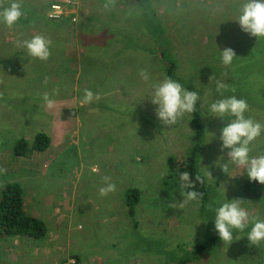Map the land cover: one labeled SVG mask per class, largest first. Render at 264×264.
<instances>
[{
    "label": "rangeland",
    "instance_id": "374dc122",
    "mask_svg": "<svg viewBox=\"0 0 264 264\" xmlns=\"http://www.w3.org/2000/svg\"><path fill=\"white\" fill-rule=\"evenodd\" d=\"M71 1L62 16L52 17L49 0H23L25 16L12 27L0 22V168L6 169L0 187L17 181L24 197L37 193L39 214L51 220L41 238L25 242L22 236L31 237L3 236L1 254L23 247L36 251L35 239H42L46 243L39 250H52L53 243L63 249L61 262L74 257L76 264H176L182 259L184 264H264V242L249 246L251 225L234 230L229 245L214 228V209L225 196L243 199L250 215L264 219V192L247 195L246 171L228 162L225 173L216 164L228 160L219 137L231 117H213L209 111L221 98L216 82L222 81L229 86L225 96L245 99V115L264 124V38L240 29L242 0H117L112 11L102 9L104 0ZM36 34L52 40L47 61L17 45ZM226 47L236 53L230 66L221 60ZM168 67L174 80L198 92L204 128L196 168L205 179L207 201H191L182 209L169 207L183 197L177 174L166 175L169 156L188 160L192 115L164 126L149 97L151 85L169 77ZM141 68L150 73L148 82L140 78ZM84 89L100 99L81 105ZM45 92L55 101L52 108L42 98ZM37 132L50 137L46 150L12 155L18 139L31 143ZM250 147V156L264 154V134ZM104 176L111 177L116 191L101 197ZM165 179L179 188L167 189ZM130 187L140 190L134 217L124 200ZM210 237L211 249L193 257L194 247ZM1 264H9L4 255Z\"/></svg>",
    "mask_w": 264,
    "mask_h": 264
},
{
    "label": "clouds",
    "instance_id": "9594fccd",
    "mask_svg": "<svg viewBox=\"0 0 264 264\" xmlns=\"http://www.w3.org/2000/svg\"><path fill=\"white\" fill-rule=\"evenodd\" d=\"M116 7L117 0H104L102 4V9L106 11H112ZM220 7V4L216 5L217 10ZM128 14H132L130 9ZM23 16H25L23 0H0V22L12 27ZM236 21H238L240 29L250 37L264 38V0H242ZM17 45L25 48L28 56L40 61H47L51 56L52 40L41 34H36L30 39L19 40ZM235 57L236 53L231 47H226L221 51V60L225 66H230ZM139 76L145 82L150 80V73L147 69L141 68ZM44 83L47 84V78H45ZM151 88L152 92L149 97L151 103L157 105L155 114L162 125L173 126L187 114L196 111L197 101L200 99L198 92L185 89L180 82L166 77L152 84ZM228 90L227 84L217 81L216 91L221 98L209 106V111L213 117L222 119L231 117L222 127L219 137L222 141L221 150H229L227 152L228 160L227 163H221L220 160H217L216 164L223 172L228 173V162H231L238 168L245 170L250 181L264 185V154L250 156V145L264 134V124L251 116H246L245 114L249 111L247 101L237 98L235 95L225 96V92ZM231 91L234 93L235 88H231ZM42 98L48 108L54 106L55 101L50 98L47 92L43 93ZM99 99V93L84 89L80 103L85 105ZM91 170L98 172L99 169L98 166H93ZM5 171L6 169L0 168V173ZM206 175L212 177L209 171ZM102 180L105 186L99 189L101 197L116 191V185L111 182V177L104 176ZM179 180L180 194L183 199L179 205L172 202L169 207L182 209L191 201L199 202L203 194L193 190L195 182L191 179L189 172H182ZM195 181L201 185L205 183V179L200 175L195 177ZM243 202V199L233 198L229 200L226 196L223 201L218 202L219 206L214 209V228L224 244L229 245L234 240V230L243 232L251 225L247 233L249 246L258 247L264 242V219L250 215L249 211L242 206ZM209 207L211 208V205Z\"/></svg>",
    "mask_w": 264,
    "mask_h": 264
},
{
    "label": "trees",
    "instance_id": "16d2710c",
    "mask_svg": "<svg viewBox=\"0 0 264 264\" xmlns=\"http://www.w3.org/2000/svg\"><path fill=\"white\" fill-rule=\"evenodd\" d=\"M171 62V66H172ZM168 76L172 79L175 77L172 74L171 67H168ZM187 90L195 91L193 85H188ZM190 125L192 129V141L193 147L188 157V160L185 162H178L175 157H168V170L169 174L166 175V178L169 177L172 171L174 173L171 175L176 176L177 181L180 183L179 176L182 172H189L191 179L195 182V188L193 190L202 193L201 203L204 204L207 201L208 194L206 192L205 183L201 185L199 182L195 181V177L203 175L196 168V157L201 149V139L204 131L201 114L197 109L191 114ZM50 143V137L44 132H37L34 135L31 143L24 138H20L16 141L15 145L12 148V155L21 156L25 154L26 151H44L48 148ZM204 178V177H203ZM246 182L244 184V191L248 196L257 197L264 192V185L256 181H250L245 176ZM165 184L167 189L178 187L174 183L165 179ZM125 204L128 208V213L131 217H134L137 213V205L140 201V190L138 187H130L126 189L124 193ZM46 233V226L43 221L35 216H32L25 212L24 210V197L23 189L19 182L9 181L3 184L0 187V243L3 236L6 235H25L31 238H41ZM214 243V237H210L207 240L197 244L192 250L191 254L193 257H199L202 252L210 250ZM1 246V245H0ZM186 260V259H185ZM185 260H179L176 264H184Z\"/></svg>",
    "mask_w": 264,
    "mask_h": 264
},
{
    "label": "crops",
    "instance_id": "0c3cea01",
    "mask_svg": "<svg viewBox=\"0 0 264 264\" xmlns=\"http://www.w3.org/2000/svg\"><path fill=\"white\" fill-rule=\"evenodd\" d=\"M22 186V185H21ZM23 188V187H22ZM24 197V195H23ZM39 195L37 193L35 194H28L26 197H24V209L31 215L41 219L43 223L46 226L51 224V220H48V215L43 217L39 212L41 211L40 204L35 203V199L37 200ZM27 199V202L25 200ZM41 204L44 202V195H41ZM45 207V205L43 206ZM40 215V216H39ZM56 221V220H54ZM20 236V235H18ZM22 240L27 242L29 239L33 238H25L22 236ZM35 249L36 251L33 252H28L26 247L23 248H18V249H5L4 253L1 254L0 252V264L2 261V256L4 255L5 257L8 258L9 264H60L61 258L64 254H62V250H59L53 243L51 244L52 250H39L41 244H45L46 241L40 239L37 240L35 239ZM33 246V247H34ZM13 248V247H11ZM44 249V248H41ZM39 250V251H38ZM56 250V251H55ZM18 261V262H17Z\"/></svg>",
    "mask_w": 264,
    "mask_h": 264
},
{
    "label": "built area",
    "instance_id": "2783aa9c",
    "mask_svg": "<svg viewBox=\"0 0 264 264\" xmlns=\"http://www.w3.org/2000/svg\"><path fill=\"white\" fill-rule=\"evenodd\" d=\"M71 2V0H49L51 11L49 15L52 17L62 16L65 7ZM60 264H76V259L74 257H69L64 262H60Z\"/></svg>",
    "mask_w": 264,
    "mask_h": 264
}]
</instances>
